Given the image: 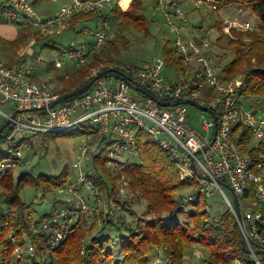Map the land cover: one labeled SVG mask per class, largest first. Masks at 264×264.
<instances>
[{
	"label": "built area",
	"instance_id": "1",
	"mask_svg": "<svg viewBox=\"0 0 264 264\" xmlns=\"http://www.w3.org/2000/svg\"><path fill=\"white\" fill-rule=\"evenodd\" d=\"M122 1L65 0L54 13L41 14L36 9L35 0H0V23L16 28L31 27L47 37L58 33L74 14L94 12L100 25L92 32V41H71L65 48L53 50L51 61L54 67H65L66 62L79 66L87 63L104 44L111 10L126 7ZM157 9L174 31L173 52L191 64L189 70L176 77L166 76L164 58L155 57L138 64L117 66V71L100 74L82 94L48 106L54 96L46 86L32 79L34 71L28 60H20L14 65L0 60V103L8 110L0 109V115L11 127L8 139L15 137V133L22 135L10 158L0 162V176L22 163L21 147L29 148L42 133L69 128L91 131L85 134L87 143L80 145L79 154L71 163L73 175L70 181L65 187L54 190L55 194H72L76 204H63L62 209L57 208L54 212L51 222L41 221L42 229L52 232L53 247L68 233V227L63 224L59 227L57 221L60 223L66 217L68 223L74 224L79 217L90 218L100 207L106 211L107 200L101 197L95 183L100 176L95 169L89 168L91 157L101 149H97L98 143L101 142V146L106 142L113 143L105 151L104 164L112 175L117 176V188L121 191L122 186L127 185V179L120 168L136 154L135 130L142 129L174 158L181 178L196 182L195 188L181 191V211L187 210L188 202L196 200V193L207 199L216 190L225 200L237 223L243 245L249 250V263L246 264H264V252L255 253V250H264V155L251 160L232 134L237 123L246 125L255 140L256 145H253L264 148V104L258 102L247 107L237 104L242 81L228 84L220 76L207 55L209 40L200 37L186 40L183 37L181 28L187 21L177 1L158 0ZM35 59L37 62L42 60L40 56ZM118 71L173 104L161 106L141 93L134 95L133 84ZM202 91L210 95L204 97ZM185 99L195 100L207 108V111L199 109L198 127L189 120L187 106L181 102ZM85 122L89 125L84 126ZM92 138L95 139V148L87 156ZM225 186L231 191L232 199L224 192ZM82 190L88 193L86 197L80 194ZM12 253V259L16 261L23 254L33 255L34 246L30 243L24 247L15 246ZM166 261V257L158 256L152 264ZM233 264L242 262L235 260Z\"/></svg>",
	"mask_w": 264,
	"mask_h": 264
},
{
	"label": "trees",
	"instance_id": "2",
	"mask_svg": "<svg viewBox=\"0 0 264 264\" xmlns=\"http://www.w3.org/2000/svg\"><path fill=\"white\" fill-rule=\"evenodd\" d=\"M44 1L48 0H35V5ZM63 1L65 0H61ZM209 1L213 2L216 9L234 7L249 11L259 21L263 34L247 33L252 38L250 42L243 44L241 40H228L234 57L222 66V76L227 78L230 73L242 70L237 104L242 105L244 100L253 98L264 104V0ZM141 5L142 0H127L123 9L112 8L110 18L119 19V25L124 22V25L147 33L149 21L141 12ZM90 20L97 21L94 12H79L70 18L68 26L73 29L75 24ZM29 29L30 27L19 28L16 37L9 40L0 34V45L17 48L27 38ZM231 32L235 36L243 35L233 28ZM164 43L162 55L165 66L174 73L184 72L186 62L173 52L168 41ZM93 58H96V54L87 62L88 68L93 67L94 63L90 62ZM252 58L255 62L251 61ZM18 61L19 59L10 62L13 64ZM50 64L47 69L54 67L53 63ZM108 69L109 67L102 68L95 74L109 72ZM83 71L79 70L76 74L78 79L71 73L66 74L67 78L71 75V79L75 80L69 86H62L56 95L74 91L95 76ZM10 132V125L2 122L0 162L9 159L19 144H12L14 137L7 138ZM87 132L91 131L69 128L55 133L76 137ZM232 134L243 153L251 160L264 155V148L252 144L251 133L246 125L237 123ZM134 144L136 154L120 168L134 199L123 204L116 196L117 176H112L104 164L107 150L105 145L97 155L91 157L89 168L95 169L100 175L95 183L106 197V211L104 207H100L90 218L79 217L74 224L68 223L66 217L60 223L57 221L59 227L61 224L68 227V233L53 247L52 232L42 229L41 221L51 222L52 215L57 211V204L51 198L55 189L70 181L72 172L69 167L64 165L57 175H34L30 168L21 170L16 175L9 169L0 176V264H152L158 256L167 258L164 264H184L185 253L195 244L208 252L205 264H233L235 260L242 264L249 263V255L242 245L237 223L228 208L211 216L208 199L196 193V200L188 202L187 210L181 211L180 193L185 188H195V180L181 178L174 158L142 129L135 130ZM26 187L33 190L36 202L22 198L21 194ZM134 200L144 203L140 213L130 208ZM40 204L47 206L39 211ZM118 206L119 209L116 208ZM124 210L128 211L129 219L125 214L119 215ZM178 216L183 221H179ZM27 243L34 246V254H23L16 261L13 260L14 247H24Z\"/></svg>",
	"mask_w": 264,
	"mask_h": 264
},
{
	"label": "rangeland",
	"instance_id": "3",
	"mask_svg": "<svg viewBox=\"0 0 264 264\" xmlns=\"http://www.w3.org/2000/svg\"><path fill=\"white\" fill-rule=\"evenodd\" d=\"M157 1L158 0H142L143 5H141V12H143L145 18L149 21L147 33H145L143 30H136L132 26L124 25V22L123 24L119 25V19L115 20L114 18L112 19V17L110 18L105 34L106 39L102 45L103 48L101 47L103 50L100 49L98 52L94 53L96 54V58H93V60L90 61L94 63L93 67L88 68L87 63L83 64L84 66H72L70 63L66 62L65 67L62 68H45L48 66V64L52 63L51 60L54 56V49L59 50L65 48L71 41H75L76 43L81 41L88 43L92 41V32L97 26L100 25V23L95 20L77 23L73 29L68 26L69 21H67L63 27L59 28V32L55 33V35L53 34L52 37L41 35L37 30L30 27L29 32L27 33V38L22 40L21 43L18 44L17 48L8 47L4 44L3 46L0 45V60L7 63L8 65L15 64L10 62L12 60L14 62L18 59L19 61L25 59L28 60L32 70L35 74H37V76H33L34 78L32 77V79L39 85L46 86L55 99L58 97L56 94L62 88V86H69L71 82L75 80L71 79V75L76 77V74L79 70H84L83 72L87 71V73L95 74L102 68L109 67L115 69L117 66L138 64L142 61H148L155 57L164 58L162 55V49L165 44L164 42L168 41V46L173 45L175 34L174 31L169 28L165 18L157 9ZM175 1L179 3L181 10L186 16L185 18L187 23L181 28L183 37L186 40L188 38L194 39L199 37L209 40L210 46L207 50V55L212 59V62L218 69L220 76H222V73L224 72L222 71V66L228 63L234 57V51L231 49L228 40H241L244 44L250 42L252 39L247 33L257 32L259 34H263L260 31L261 28H259V21L255 15L249 11L238 10L234 7L216 9L213 2H210L209 0ZM126 3L127 0H125L124 5H126ZM60 4L61 0H48L37 4L36 9L41 14H44L45 12L54 13ZM173 20L176 22V24L179 23L178 20ZM218 26H220L219 29L221 30L218 29ZM231 28L243 33V35L235 36V34L231 32ZM18 29L19 28H17V33L19 31ZM17 33L15 34L14 38L16 37ZM4 37L5 39H10V37H8L6 34ZM37 56H40L42 60L37 62L35 59ZM90 59H92V56L89 58V60ZM251 61L255 62L254 58H252ZM186 64L187 68L184 70V72L191 68L190 63L186 62ZM50 65L52 66V64ZM163 72H166V75L169 77H174V75L171 76L173 73L169 71V69L165 66V63ZM184 72L175 73V77L178 74H183ZM70 73V77L67 78L68 75L66 74ZM61 76L64 77L61 79ZM242 77L243 72L239 69V71L237 70L230 73L227 78H225V80L228 84H234L237 82V80L242 81ZM76 78L78 79V77ZM133 94L137 95L138 92L134 91ZM202 95L204 97H208L210 94L209 92L202 91ZM258 102L259 100L253 98L246 101L244 100L242 105L247 107L248 105H255ZM259 103L263 104L262 102ZM186 106L189 120H191L195 127H198L197 116H199V113H201L200 110L191 105L186 104ZM0 109L4 112L8 111L2 103H0ZM5 121L6 119L0 115V123ZM83 125H89V122H85ZM26 134L29 135V132ZM14 135L16 136L13 138L12 144L16 145L21 139L22 135L16 133ZM94 140V138L91 139V142L88 146L87 156H89V154L95 148ZM254 141L252 140V144L256 145ZM85 143H87L85 134L76 137H68L65 136L64 133H42L38 141L35 144L30 145L29 148L21 147L23 161L21 164L10 168V170L13 171L14 175L18 174L21 170H28L30 168L31 173L34 175H57L60 173L64 165H67L70 170L71 163L79 154L80 145ZM100 143L101 142L98 143L97 149H100V147L102 148L105 145H107V147L109 146L110 148L113 145V143L109 144L106 142L103 146H101ZM83 169L86 170L85 167ZM112 176H114V174ZM116 179L117 178H115V185L117 186L119 181ZM186 189L188 188L183 190ZM223 189L226 195L232 199L231 191L226 186L223 187ZM80 194H84L86 197L88 193L85 190H82V193ZM100 194L102 198L106 199L103 192H100ZM21 196L26 201H37L33 197V190L29 187H26L23 190ZM116 196L121 199L120 202L123 201V204H127L130 202V200L134 199L132 191L127 187L126 184L122 186L121 191L117 190L116 187ZM101 197L99 198L102 199ZM207 199L209 202V212L211 216H216L227 208L225 200L216 190H214L212 197ZM51 200L57 204L58 209H62L63 204H76L75 200L73 199V195L70 193L64 194L61 192H56V194L54 193ZM46 206L47 205L45 204H40L38 206V210L42 211ZM130 208L135 210L137 213H140L144 208V203L142 201L134 200V202L131 203ZM120 213L125 214L128 219L130 218L128 211L124 210L123 212H119V215ZM177 219L179 221H183L180 216H178ZM207 255V251H205L201 246L195 244L191 246V248H189L185 253L184 264H205Z\"/></svg>",
	"mask_w": 264,
	"mask_h": 264
},
{
	"label": "water",
	"instance_id": "4",
	"mask_svg": "<svg viewBox=\"0 0 264 264\" xmlns=\"http://www.w3.org/2000/svg\"><path fill=\"white\" fill-rule=\"evenodd\" d=\"M107 71H117V70L113 69V68H109ZM118 74L123 76L130 83H132L133 87H134L133 89H135L137 92H139V93L151 98L153 101H156V103H158L159 105H161V106H170V105L173 104L172 102H167V101H164V100L160 99L149 87H147V86H145L143 84H140L137 80H135L134 78L128 76L127 74H125L123 72H119V71H118ZM99 75L100 74H95V76L92 79H90L88 82H86L85 84H83L82 86L77 88L76 90L71 91V92H69L67 94H64V95L56 97L54 100H52L49 103L48 106H52V105H54L56 103L63 102V101L67 100L70 97L78 96V95L82 94L83 92L87 91L88 88H90V86L93 84V82L99 77ZM181 102L185 103V104H188V105H191V106H193V107H195L197 109L207 111V108L205 106L199 104L195 100L185 99V100H183ZM12 117H13V115H12ZM214 129H215V127H214ZM192 168L194 169L193 165H192ZM219 181L220 180H216V182L220 183ZM241 242H242V245H243L242 239H241ZM243 247H244V245H243ZM244 249H245V247H244ZM245 252L249 253V250L245 249ZM263 252H264V250H255V253H263Z\"/></svg>",
	"mask_w": 264,
	"mask_h": 264
},
{
	"label": "crops",
	"instance_id": "5",
	"mask_svg": "<svg viewBox=\"0 0 264 264\" xmlns=\"http://www.w3.org/2000/svg\"><path fill=\"white\" fill-rule=\"evenodd\" d=\"M44 14H52L50 12L48 13H44ZM17 33V28L15 26H12V25H8L7 23L3 22V23H0V34H2L3 36L6 34L8 35V37H10V39H13L15 34ZM47 37H52V36H47ZM47 69V67H45ZM173 73V74H171ZM171 76L174 75L175 77V73L171 71ZM37 76V74L34 73L33 76Z\"/></svg>",
	"mask_w": 264,
	"mask_h": 264
},
{
	"label": "bare ground",
	"instance_id": "6",
	"mask_svg": "<svg viewBox=\"0 0 264 264\" xmlns=\"http://www.w3.org/2000/svg\"><path fill=\"white\" fill-rule=\"evenodd\" d=\"M124 3H125V0L122 1V4H124Z\"/></svg>",
	"mask_w": 264,
	"mask_h": 264
}]
</instances>
